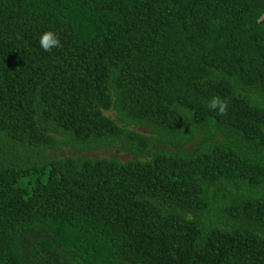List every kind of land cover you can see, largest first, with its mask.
I'll list each match as a JSON object with an SVG mask.
<instances>
[{
	"label": "trees",
	"instance_id": "trees-1",
	"mask_svg": "<svg viewBox=\"0 0 264 264\" xmlns=\"http://www.w3.org/2000/svg\"><path fill=\"white\" fill-rule=\"evenodd\" d=\"M0 264H264V0H0Z\"/></svg>",
	"mask_w": 264,
	"mask_h": 264
},
{
	"label": "clouds",
	"instance_id": "clouds-1",
	"mask_svg": "<svg viewBox=\"0 0 264 264\" xmlns=\"http://www.w3.org/2000/svg\"><path fill=\"white\" fill-rule=\"evenodd\" d=\"M40 47L46 52H52L54 48L62 47L60 38L55 31L48 30L41 34L39 39ZM207 107L217 115H227L228 101L218 95L213 96L208 102Z\"/></svg>",
	"mask_w": 264,
	"mask_h": 264
},
{
	"label": "rangeland",
	"instance_id": "rangeland-1",
	"mask_svg": "<svg viewBox=\"0 0 264 264\" xmlns=\"http://www.w3.org/2000/svg\"><path fill=\"white\" fill-rule=\"evenodd\" d=\"M108 113H111V111H108ZM141 130H143L142 128H139ZM97 153L99 155H106V156H110V157H113V156H116L117 158L121 159V160H125L129 157V154L124 152V151H120L116 148H104V149H101V150H98Z\"/></svg>",
	"mask_w": 264,
	"mask_h": 264
}]
</instances>
